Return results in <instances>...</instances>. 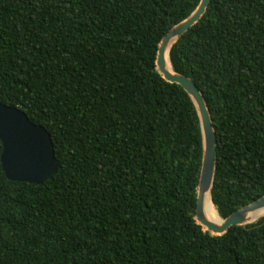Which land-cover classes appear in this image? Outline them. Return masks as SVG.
I'll return each instance as SVG.
<instances>
[{
    "label": "trees",
    "instance_id": "obj_1",
    "mask_svg": "<svg viewBox=\"0 0 264 264\" xmlns=\"http://www.w3.org/2000/svg\"><path fill=\"white\" fill-rule=\"evenodd\" d=\"M198 3L0 0V103L58 164L39 185L0 165V264H264V216L220 236L193 219L199 120L155 58ZM168 57L207 106L224 219L264 196V0H209Z\"/></svg>",
    "mask_w": 264,
    "mask_h": 264
},
{
    "label": "water",
    "instance_id": "obj_2",
    "mask_svg": "<svg viewBox=\"0 0 264 264\" xmlns=\"http://www.w3.org/2000/svg\"><path fill=\"white\" fill-rule=\"evenodd\" d=\"M209 0H199L197 7L183 21L173 26L158 44L155 67L162 79L180 86L191 99L199 120L201 133V164L195 192L193 219L212 236L226 233L230 227L246 226L254 216L264 212V196L234 211L214 223L203 215L202 197L211 187L216 161V139L204 98L191 79L163 66V53L203 16ZM169 59V57H168ZM0 165L5 178L11 182L39 185L50 180L58 169L49 134L42 126L31 123L24 112L0 103Z\"/></svg>",
    "mask_w": 264,
    "mask_h": 264
},
{
    "label": "bare ground",
    "instance_id": "obj_3",
    "mask_svg": "<svg viewBox=\"0 0 264 264\" xmlns=\"http://www.w3.org/2000/svg\"><path fill=\"white\" fill-rule=\"evenodd\" d=\"M167 51H168V49L166 48L164 53H163V66L167 72H171V67H170V64L168 61V52ZM202 204H203V215L205 216V218L211 222L219 223L220 219H219V221L216 220L217 213H216V210L210 201V193H209L208 189L203 193ZM263 216H264V212L259 213L256 216H254L250 222H253V221H255L258 218L263 217ZM202 229L205 230V228L203 226H202Z\"/></svg>",
    "mask_w": 264,
    "mask_h": 264
},
{
    "label": "rangeland",
    "instance_id": "obj_4",
    "mask_svg": "<svg viewBox=\"0 0 264 264\" xmlns=\"http://www.w3.org/2000/svg\"><path fill=\"white\" fill-rule=\"evenodd\" d=\"M216 220L219 221V217L218 216H217Z\"/></svg>",
    "mask_w": 264,
    "mask_h": 264
}]
</instances>
